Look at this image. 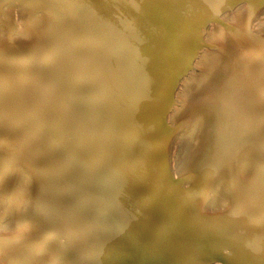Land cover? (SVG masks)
I'll use <instances>...</instances> for the list:
<instances>
[{"label":"rangeland","instance_id":"rangeland-1","mask_svg":"<svg viewBox=\"0 0 264 264\" xmlns=\"http://www.w3.org/2000/svg\"><path fill=\"white\" fill-rule=\"evenodd\" d=\"M103 1H104V4L102 6L103 12L106 11L104 13H106L105 15L109 16V19L111 18L110 19L111 21L109 19L108 20L106 19V21H105L104 18H102V20H104L106 24H108L107 22H109L110 25H108V26L110 28H111L112 24H114V25H112V28L115 27L114 28L115 30L111 28L110 33L108 31L107 35L109 37H111V32H112V34H113V32H115L113 34V36L115 38L117 37V39H119L121 42L125 41L124 43L126 44V46H125V44L123 43L124 47H122L123 51H121L122 54H124L121 56L124 61L121 60L120 63H118V65L116 66V69L119 70L118 74H119V76H121L124 73V71H122V70H124L123 68H125V65L130 63L129 65H133V67L127 65L125 68L126 69L125 71L127 72V70L129 68L130 69L133 68L132 71L135 70L134 72H132V78H134V80L137 84L135 83V85H131L130 88H127V86H128V84H126L127 82L125 83L124 81H120V79H119L120 77L117 78L118 75L116 76L117 73L114 71L113 75L111 77H113V78L116 77L115 79L117 80L118 84H120V86H121V84L123 85V83H124L126 88L124 85L121 86L122 91H123V88H124L125 92L128 89V91H129L128 95L126 93H124V91H123V94L121 96L119 94L120 97L119 96L115 97L116 91H113V93L111 91V93H110V89H108L109 93H108L107 97L104 94V96H105L104 98H106V99H103L102 101L106 100L105 102L110 103L111 100H113V99H111L109 96H112V98H115V99L117 98L116 106H117V103L119 105L117 107L118 109L116 108L115 111L113 110V111L109 112V110L107 109L108 105L106 103L105 104L103 103V105H105V106L102 105L103 107L102 108L100 107V111H99L100 117H101L100 118L101 120L99 122L102 121L100 128H101L102 132L105 131V132H103L104 135H107V134L112 135L113 133H117L118 136L116 134L115 135L113 134V136L116 140H114L113 136L111 138V135H110V137H108V135L104 136V139L106 137H108V138H106L105 140L103 139V144H101V145L104 146V144H105L104 141H107L105 146L103 147L100 145L99 140H97V142L91 141L97 137L92 136V133L89 134L90 132H88V130H89V129H87L88 127L86 129H84L86 127V125H84L83 129L87 130V131H85L86 133L83 134V136H81V137L83 139L88 138L87 140L88 141L90 140L91 146H89L90 143L88 144V141L86 142V139L83 140L80 137L82 142H81V140H79L78 142H80V143H78V142L76 143V145L74 146L76 149L74 147H72V148L70 147L69 148L70 151L68 149H66L65 152L67 153V150L69 152L68 156L64 155L61 158L62 160L61 159L58 160L54 156V153L52 151H50V153H48L50 159H54V163L58 162L57 164H60L63 162L61 165L62 166L61 169L64 166L66 167V165H63V164H67V162L69 163V165L71 162V165L73 166L76 164V163L74 164L73 162L78 161L77 162L78 164L75 165L76 167L74 166L75 169L76 168H78V169L74 170L73 167L72 168L70 167L71 165L67 166L66 168L69 167L70 169H73L74 171H76L75 173L80 176V177L78 176L79 181L81 180L80 187H83L81 189H85V191H86L87 189L88 190H94L97 188L98 190H100L99 192H102V194H100L102 196V198L97 199V201H98L97 207H99V210H97L95 213L98 214V216H95V214H94V215H91V217H89V216H87V211L85 214L82 213V215H84V217H85L84 218L85 221H90V223H91L90 227H89V235L92 238L98 239V241H99V247H100L101 251H100V254L98 255V257H96V258L99 259L102 257L101 259H104L106 261V264H134L135 255H137V253L142 254V253H146L147 251L153 252V254L155 252L157 253L158 251H155V250L153 251L151 244H148L146 242V240H148V237H150L149 236L150 234H148L149 231L146 227V225L149 224L150 225V228H149L150 233L151 232L156 233L158 230H160L159 228L164 226L161 228V231H158L159 234H157V235H159L160 237H164V236L169 234L168 237L172 241H179L177 243L181 244L183 247H185L187 249H189V248L193 249L194 250L193 253L195 254V260L197 257H200L205 253V250L209 246L210 242H212V241L217 242V241L224 240L228 243V246H226L224 251H226L227 254L230 255V257H231L230 262L232 264H264V239H262L264 236H260V238H256V240L255 239L250 240L247 235L252 234L251 233V231H253V226H252L253 224L252 223L244 221L242 219L241 215H237V218H233V217L231 219L226 218V216H225L226 214L224 213V211H226V209L224 206H222L223 198L221 197V194H220L221 189H211L207 192L206 197H205L207 199V205H206L205 210L207 212H210L207 214L210 217V219L213 220L212 222L214 223L215 227L213 226L211 228V230L210 229L206 230L205 227H201V226H191V227L187 226V227H185L184 222L182 221L178 212L176 213V209L174 207L177 198H179V193H177L179 191L177 189H174V188H173V190H171L172 188L171 187L169 188V186L166 184L165 180L164 179L161 180V178L159 176H156V175L152 176V173L150 172L152 170H149L148 173H147V171L146 172L143 171V168L145 169V166H146V161H144L145 160L144 156L148 155V154H144L143 150L144 149L147 150L149 154H150V152L151 153L155 152V154L152 157L153 159H154V156L156 155V153L158 154L159 152H161L159 141L162 139L163 134L156 135V137H158L155 140L156 141L155 144L158 143V144H156V146H152L151 143H149V144L146 143V140H148V135L150 134L151 126L153 127L154 132L161 133L160 131H163V129L165 128V125L164 124L162 125V122H164V120L169 122V123H172L174 121L173 123L176 122L178 124V128L176 129L175 135L172 137L171 144L169 146L170 149H169L168 154L169 153L170 154L168 155V158H169L168 159L169 161L167 163L168 168H170V170H172L177 175H178V173H179V175H181V174L185 173L187 171V169H190L191 167H193L195 165L196 159L199 156V151H200V148L203 144L204 139L206 138V132H207V120H206L205 112H204L203 108L198 107V104L200 101H202L208 97L210 83H211L212 79L217 75L219 70L222 69V66L225 62V59L223 58V56L221 54H219L216 51H208L205 53L204 57H202L197 63L190 66L187 69V73H186L185 68L188 67V65L190 63L188 61L191 59L190 57H192L194 47H196L194 44L195 43H196V45L198 44V42L201 39V36H203L204 39H207L208 34H210L209 38L212 39L211 41L213 43L221 42L222 44H225L226 43L225 41H227V43L230 42L231 39H227V37H224L222 33L221 34L216 33V35H215L214 34L215 33V27L214 26L220 25V27H223L224 25L231 24L234 26V28H236V29L239 28L237 30V33L239 34L241 32V28L238 26H241L242 25L241 23L244 22L243 20L246 19L245 15L250 14L252 16L251 17L252 18L251 24L253 26L250 24L249 29H248V35L250 34L248 36L250 39L249 41H250V43L253 42L252 44H253V47L255 46V49H256V47H257V49L260 47L258 49V51H257V49L255 50L256 53H260V54H256L255 57L256 58L259 57V59H264V44H263L264 40H263V42L261 41L262 39H264V2H263V0H261V2H263V3H261L260 0H257V1L256 0L255 1L254 0H245V2H244V0H239V1L238 0L237 1L236 0L235 1L228 0L229 2H227V0H213V1L212 0H198V1L197 0H190L192 2V4L190 2H188L189 0L188 1L181 0L180 2H179V0H177V1L176 0H170V2H168L169 0L168 1L167 0H152L154 2L153 5L155 7V10H154L153 6L152 7L150 6V5H152L151 0H146V1L145 0H107V1L103 0ZM246 1H249L250 3H248V2L246 3ZM162 2H164V3L162 4ZM165 2H168V3H165ZM193 2H194V4H193ZM230 2H231V4H230ZM236 2H239V3H236ZM160 3L162 4V7H161ZM173 3L176 4V7H175V5H173ZM86 4H87V0L85 2V5ZM145 4H147V5H145ZM164 4H166V5H164ZM170 4L172 6H170ZM180 4L183 6H181ZM224 4H226V5L228 4V6H226ZM229 4H230V6H229ZM233 4H234V6H232ZM235 4H237V5H235ZM238 4H239V8H238ZM259 4H260V6H259ZM104 5L109 10L108 9L106 10ZM192 5H194L193 8H192ZM243 5L246 7H244ZM251 5H253L255 7L252 6L253 8H250ZM166 6H170V7H167V8H169V10L166 9ZM224 6H226L225 7L226 10L224 9ZM183 7H185L188 12H186L185 8H183ZM230 7H232V8H230ZM241 7L245 10H243V9L241 10ZM233 8H234V10H233ZM235 8L237 9V11ZM191 9H192V12L190 11ZM239 9H240V12H242V15H239V13H240ZM212 10L215 12H213ZM108 11H109V14H108ZM228 11L230 13H228ZM231 11H233V12H231ZM103 12H101V13H103ZM206 12H207V14H206ZM226 12L228 14L225 15ZM234 12H236V13H234ZM220 13H222V15H220ZM203 14H204V16H203ZM201 15H202V17H201ZM218 15H220L222 18ZM238 16H242L243 18L240 17L241 18V20H240V18ZM212 17L213 18L215 17L214 19L216 21L213 20ZM257 17L259 18V20L257 19ZM234 18H237L236 21ZM201 19H202V21H200ZM117 20H119V21H117ZM227 20L230 22H227ZM254 20H256V21L254 22ZM145 21H146V23H145ZM231 21H233V22H231ZM105 23H104V25H105ZM225 23H227V24H225ZM237 23H239V24H237ZM146 24L148 26H146ZM236 24L238 26H236ZM41 25H42V15H40L38 12L27 9L24 5H22L19 2H15L12 5H8L6 7L3 6V9H1V12H0V42L1 43L3 42V44H0V46L1 47L4 46V47H3V49L0 47V191L3 193V196L8 194V192L10 193V192L19 191L18 196L6 199L7 200L6 206L10 205V207H9V211H7V215H6L5 219L3 220L0 216V221L1 220L5 221L4 224H7V226H12L15 221H17V222L21 221L24 223H32L34 225L39 226V225H41V222H44L46 220L48 222V221H52L54 218V221H56V222L60 221L61 222L63 219L62 215H60L50 205L46 204L47 201L50 200L49 194L51 192V184H50V177H47L50 175H49L48 171L45 169V167L43 166L44 168H42L43 170H45L43 172H42V169H39L40 167L38 165L39 164L38 162L40 160V155L42 156L41 153H44L43 152L44 148L42 149L43 146L41 147L39 140H41L40 136L44 135L43 137H45V136L47 137L46 132H48V134H49L48 136H50V135L53 136V133L54 134L55 133L61 134L63 128L65 130V128L67 127V124H66L67 123V113H68L67 108L72 107V106H69L71 104V102H72V105H74V103H76V102H73V98L68 97V95H67L68 98L64 99L63 102L67 101L66 103L68 105L66 103L62 104V90L64 91L65 87L70 84V78L69 77L67 78V72H68L67 68L68 67L70 68V64H68L70 60L68 58L67 59L65 58V51L67 52V50H68L70 53L72 52L73 54H74V52H73V48H71L69 46V42L68 41H66L68 43L65 42V40H66L65 36L61 35L60 37H62V38H60V37L58 38V35H53V33L48 31L47 29H46V31H42ZM115 25H117V26H115ZM135 25H137V27ZM120 26L122 28H123V26H125L124 27L125 30L128 29L129 27L132 29L131 30L128 29L129 32L126 31V33H125L124 28L120 29L121 31L118 30L119 28H121ZM141 26H145L144 28L147 27V29H148V27H150V29H148L149 31L147 32V29H144L143 27L141 29ZM206 26L208 29L206 31L203 30L204 32L202 35L200 32V31H202L201 28H206ZM79 28L80 27H76L75 29L78 30ZM135 28H136V30H135L136 32H138V31L142 32V30L144 29L145 31L143 30V33L145 32L144 33L145 35H143V33L140 34L138 32L137 33L139 35V39H138L137 34L133 33ZM138 28H140V29H138ZM40 29L42 32L40 31ZM75 29H74V31H75ZM236 29L234 31V34H237ZM249 30L252 31L253 33L252 32L250 33ZM118 31H119V34H122V35H120L122 37H120L119 34L117 35ZM131 31L133 34L131 33ZM256 31H257V35L255 33ZM123 33H125V34H123ZM128 33H131V34H128ZM259 34L261 36H259ZM107 35L105 36L106 38H107ZM253 35L255 37H253ZM123 36H124V38H123ZM141 36H143V37H141ZM250 36L252 37V39ZM7 37H10V38L15 39V40H22L25 42L18 43L17 45L13 44L14 46H12V45L8 46L7 44L5 46V43H6L5 39ZM140 37L142 38V40ZM146 37H147V39H146ZM259 37H260V40L258 39ZM122 38H123V41H122ZM224 38H226V39H224ZM256 38H257V40H256ZM58 39H60L61 41ZM129 39H130V41H129ZM39 40H41V41H39ZM38 41H39L40 45L38 44ZM260 41L262 44L258 43ZM29 42H31V44ZM32 42L35 44V46ZM62 42H64V43H62ZM138 42H140V43L143 42L144 46L142 45V43H141V45H139ZM26 43H28V44H26ZM43 43H44V45H43ZM145 43H147V45ZM192 43H194V44H192ZM227 43L225 44V46L228 45ZM19 44H22V45L19 46ZM24 44L27 46H24ZM46 44H47V47L45 46ZM129 44H130V46H129ZM134 44H137V45H134ZM148 44L149 45L151 44L150 45L151 48L148 46ZM66 45H68V48H66L67 47ZM203 45L205 47H212L210 45V43H204ZM257 45H261V46H257ZM28 46L33 47V48L29 49L30 50L29 52H28V48H29ZM36 46H38V47H36ZM43 46H45V47H43ZM108 46L107 47L105 45L103 46V48H106V51L103 50V48H100L98 50L99 55L102 56V53L103 54L106 53L105 54L106 56H102V57L95 56L98 59L102 58L103 60H100V61L104 65H105V63H107L105 65L107 68H109V65H108L109 60L110 61L112 60L111 59L112 57L110 55L109 56L111 58L109 56H107L109 54L107 50L110 49V46L109 47ZM135 46L136 47L142 46L144 49H142V47H141L139 50V48H135ZM19 47H21V51L18 50V49H20ZM126 47H128V48L124 50V48H126ZM129 47H133V49L132 48L129 49ZM6 48H7V51L4 50ZM34 48H35V51L34 50L32 51V49H34ZM43 48H44V50H43ZM45 48L46 49L49 48V49L45 50ZM71 49H72V51H70ZM135 49L138 51H136ZM1 50L2 51L4 50V51L2 52ZM10 50H12V51H10ZM23 50L24 51L26 50L25 53L27 52L26 53V55L28 54L27 56L25 55ZM131 50H134V51L131 52ZM8 51L10 54L8 53ZM40 51H42V52H40ZM47 51H49V52H47ZM140 51H142L141 54L143 53L142 58H141V55L139 53ZM146 51H147V53H149V52L150 53L148 54V57H146V59L144 60L143 58L146 55L145 54ZM21 52H22V55H20ZM30 52L32 55H30ZM34 53L36 56L34 55ZM40 53L42 54V56ZM47 53H48V55L46 56ZM72 53L70 55H72ZM133 53L136 55H133ZM131 54L135 58H133V56H131ZM123 57H125L126 59H124ZM136 57L138 58V60H137L138 62L136 61V59H137ZM43 59H45L46 61H44ZM107 59H109V60H107ZM139 59L141 62L139 61ZM153 59H154V61H152ZM35 60H37V61H35ZM104 60L105 61L107 60V61L104 62ZM127 60L131 61L132 63L127 61ZM132 60H134V61H132ZM5 61H7V62H5ZM113 63H114V61H113ZM135 64H137L138 67H137V65L135 67ZM113 66L115 69L114 64H113ZM34 67L37 68L36 70H38L39 73H38V71L36 72ZM71 68L73 70V66ZM141 68H143L142 71H141ZM57 69L60 71L59 72L55 71ZM6 70L9 73L6 72ZM149 70H150V72H149ZM184 70H185V72H184ZM138 71H139V73H138ZM180 72L183 74H181ZM60 74L64 77H61ZM141 74H144L145 77L142 76ZM134 75L137 77H135ZM42 77H44V78H42ZM47 77H48V79H47ZM54 77L55 78L57 77V78L55 79ZM141 77H142V79H141ZM143 77L146 80H144ZM34 78H37V79H34ZM115 79H113V80L117 84ZM140 79H141V81H140ZM84 80H87V79H84ZM67 81L69 82V84ZM52 83H53V85H52ZM143 83H144V85H142ZM48 84H50V85H48ZM138 84H141V85H139L141 90L138 89L139 88ZM40 86L42 89L40 88ZM69 86L72 87V84H70ZM136 86H138V87H136ZM134 88H136V89H134ZM136 90L140 91V92H138V95L136 96L137 99H136V97H133L137 94ZM44 91H45V94L43 93ZM131 91H133L134 93L136 92V93L134 94ZM141 94L144 97H146L145 98L146 101H143V102L141 100L138 101L139 100L138 98H140L139 95H141ZM123 95H125V96L127 95L128 96L127 98H129L130 95H132V96L128 100V99H125V97ZM173 96H174V99H172L173 102H170L171 104L169 105L168 101H170V98ZM123 97H124L126 102L124 101ZM144 97H141L140 99H142ZM59 98H61V99H59ZM109 98H110V100H109ZM119 98H121V100ZM132 99L134 101L137 100L138 102L136 101V102L132 103L133 102ZM148 99H151V101ZM70 100H71V102H70ZM127 101L130 103H128ZM147 101L148 102L150 101L151 103H148ZM126 103H128V104H126ZM131 103H132V105H131ZM152 103L154 106L152 105ZM26 104H28V105H26ZM120 104L123 107L122 108L123 111L121 110ZM140 104L142 105V107ZM126 105L129 109L126 107ZM136 105H137V107L139 106L140 108H137V107L135 108ZM129 106L131 107V109ZM132 106H133V108H132ZM170 106H171V108H170ZM172 106H175L174 110H171L173 108ZM31 107H33L34 109ZM62 107H64V108H62ZM119 107H120V109H119ZM134 108H135V110H134ZM106 109L109 112V114L106 111ZM124 109H126V110H124ZM127 109L129 110V112L127 111ZM142 109L145 111V113H144V111H142ZM130 110H133V111L130 112ZM138 110H140L141 112H137ZM149 110L151 111V113ZM5 111H8V112H5ZM27 111H28V113H27ZM124 111H125V113H124ZM19 112H20V114H19ZM35 112H36V114L38 112L37 116H36ZM63 112H64V114H63ZM119 112H121V113L123 112V114L120 113V115H119ZM30 113H31V115H30ZM43 113L44 114L46 113V114L44 115ZM147 113L149 115L152 114V116L154 118V119L152 118L153 121L150 120L149 123H146V121L143 123L140 122L141 118H140V116L138 118L137 115L139 114L143 118V116L145 117L146 115H148ZM128 114L131 116H129ZM133 114H136V115H133ZM142 114H143V116H142ZM69 115H70V112H69ZM124 115H126L128 118ZM58 116H60V120L58 119L59 118ZM103 116H105V117H103ZM135 116H136V118H135ZM157 116H159V117H157ZM112 117H115V118L112 119ZM37 118H38V120H37ZM50 118H52V119H50ZM62 118L65 121H62ZM104 118L108 121V123H110V124L113 123L112 127L110 124H108L111 128L108 125L104 126L105 125L104 123L106 122V120ZM122 118H124V119H122ZM155 118H156V120H155ZM117 119H119V120L117 121ZM57 120L59 121L58 127H57V123H55V122H57ZM128 120H129V122H128ZM131 120H132V122H130ZM134 120H136V121H134ZM126 121L128 122L129 125L126 123ZM155 121H157V122L155 123ZM133 122L134 123L138 122V125H136L137 123L133 124ZM49 123H50V125H49ZM61 123H62V125H61ZM64 123H65V125H64ZM141 123L143 125V129H142ZM122 124L125 126L127 124L128 125L127 127H128V129L130 128L129 129L130 131L127 129V127L126 128H125V126L123 127ZM54 125H56V126H54ZM135 125H136V127H135ZM60 126H62V127L60 128ZM137 126L139 129L137 128ZM54 127H56V128H54ZM102 127L104 130L102 129ZM113 127H114V131H113ZM106 128L108 131L110 129L112 131L110 130L108 133ZM131 128H132V130H131ZM135 128H137V129H135ZM126 129H127V131H126ZM58 130H61V131H58ZM135 130H136V132H134ZM54 131H56V132H54ZM51 132H52V134H51ZM128 133L131 134L130 138L127 137ZM87 134H89V135H87ZM94 134H96V132H94ZM84 135L86 136L85 138H84ZM135 135L137 137H134ZM52 136H50L48 138H51ZM119 136H120V138H118ZM138 136H140V137H138ZM55 138H58V136ZM89 138H92V139H89ZM111 139H113V140L111 141ZM117 140H119V141L117 142ZM123 140H125V141H123ZM84 141H85V143H84ZM92 142H94V143H92ZM96 143H99V144H96ZM110 143H112V144H110ZM113 143H115V145L117 144V147ZM86 145L89 148L91 147L90 150H93V151H90L86 147ZM96 145H97V147H96ZM110 145H112V148H108ZM79 147H81V149L84 152L81 149H79ZM93 147H94V149H92ZM98 147H100V149ZM101 147H103V149ZM118 147L120 149H118ZM105 148L107 149V151L105 150ZM124 149H125V151H124ZM154 149H156V150H154ZM86 150L93 155H90V157H86V156H89L88 152L87 153L85 152ZM118 150H120V151L123 150V152H121V154H120V152ZM80 151L83 153L84 156L81 155ZM96 151L97 152L100 151V152L97 153ZM102 151H105L107 154L105 152H102ZM108 151H110L111 154L113 153L112 151H114V153L116 151V154L113 153L112 154L113 156H112ZM78 152H80V153H78ZM94 152H96L98 154V157H97L96 153L94 154ZM5 154L12 157V159H10L6 165L4 164V159H5L4 155ZM27 154L33 155V157H34V159H33L34 163L33 164H35L36 166L33 165L32 163L31 164H32V167H36L34 169L36 172L34 170L33 171L31 170L29 163L25 160L27 158V156H31V155H27ZM73 154H75V156L77 154V156L75 157ZM69 155H71V156H69ZM79 155H80V157H79ZM95 155H96V159H98V160H95V157H93ZM225 155L226 154L223 153V155H222L223 158L221 157V161H223ZM73 156L75 158H77L78 160L75 159ZM109 156H111V158H109ZM81 157L82 158L86 157V160H85V158L81 159ZM106 157L108 160L105 159ZM88 158H90V159H88ZM101 158L104 159L105 161H102ZM118 158H122V159L118 160ZM155 158L156 159H154V161L159 159L160 155L159 154L156 155ZM71 159L74 161H71ZM139 159H140V162H139ZM170 159H171V161H170ZM79 160H80V162L82 160V162L80 163ZM91 160H93V161H92V163L89 164V161L91 162ZM109 160H111L112 162ZM114 161H116V162H114ZM86 162H87V164H86ZM137 162H138V164H137ZM156 162H158V163L156 164L154 162L152 165H154V167L157 168L159 166L158 165L159 160H157ZM112 163L114 164L113 166H112ZM115 163L117 165L118 164L119 165L115 166L116 165ZM57 164H55V165H57ZM103 164L104 165L108 164V165L104 166ZM144 164H145V166L142 167V165H144ZM121 166H123V167H121ZM57 167L60 169V165H57ZM65 167L63 169H65ZM106 167H107V169H105ZM125 167H126V169H125ZM69 168L67 169V171H69ZM115 168L116 169L118 168L117 170L123 171V173L125 172L124 177H122V178L119 177L118 178L119 180H117V181H114L112 183H106L104 186L98 187V185L102 181V178H101L102 175H104V173H106L107 171H111V170L112 171L114 170V172L116 173L117 171L115 170ZM85 169H86V171H84ZM79 170H81L83 173ZM78 171L80 174L78 173ZM37 172H39V174ZM46 173H48V175ZM150 173H151V175H150ZM45 174H46V176H45ZM144 174H146V175H144ZM38 176H40V177H38ZM47 178H49L48 181H46ZM126 181H129V183L133 189H139V191L145 190V189H153V191H152L153 194H151L152 196L148 199V201L143 202V204H144L143 207H145V208H143L142 211H139L136 214L133 212V209L131 206L132 202L135 200L134 199L135 196L132 192H130L129 186L126 183ZM159 181H160V183H159ZM86 183H88V185H86ZM59 184H61V183L59 182ZM77 184H79V183H77ZM77 184L71 183L69 185V187H67L68 190H65V191H67V193L73 191L74 186H76ZM164 184H166V185H164ZM167 189H168V191H167ZM169 192L173 193L174 195L169 193ZM163 193H164V196L162 195ZM168 193H169V195H168ZM172 196H174V197H172ZM171 197L174 199H172ZM44 201H45V203H43ZM2 206H3V202L0 201V213H1ZM168 206H169V208H168ZM146 207H148V210ZM221 214H225V215L221 216ZM137 216H140V218L143 221L141 224L143 226H141V231H139V232H138L137 228L135 227L136 224L133 222L134 217H137ZM223 216H225V217H223ZM49 217H51V219L48 220ZM178 217H180V218H178ZM167 222H169V224ZM161 223H162V225H161ZM2 225H3V223L0 224V229L2 228L3 232L0 231V233L5 234L7 230L6 231H4V230L6 229L7 226L3 225V227H4L3 228V227H1ZM72 227H74V228H73V230H70V234L73 231H76L77 229H78V232L77 231L73 232L74 234L76 233L78 236H80V234H79L80 229L82 231V232L80 231V233L83 234V229L81 228V226L72 225ZM79 227H80V229H79ZM156 228H158L157 231H156ZM7 229H8V227H7ZM74 229H76V230H74ZM8 231H10V230L8 229ZM57 231H58V229L55 228V229L51 230L50 232H52V235H54V236L56 235L59 238L66 235V234H62L60 231H58V232ZM170 235H172V236H170ZM43 236L44 235L42 233L38 234V236L35 235V237L37 239H42ZM12 249L13 248H10L9 253H12V252L16 253L18 255L17 260L19 263L20 262L22 263L24 261L26 262L31 258V255L24 257V255L26 253H24L23 250H20V252L18 254L17 250L13 251ZM229 249H230V251H229ZM154 257H157V254ZM148 259L150 260V258H148ZM178 259H180V258H178ZM208 263H211V262L205 260V258H204V261L202 264H208ZM215 263L216 264H218V263L222 264L221 262H215Z\"/></svg>","mask_w":264,"mask_h":264},{"label":"bare ground","instance_id":"bare-ground-1","mask_svg":"<svg viewBox=\"0 0 264 264\" xmlns=\"http://www.w3.org/2000/svg\"><path fill=\"white\" fill-rule=\"evenodd\" d=\"M180 1L181 0H179V2ZM186 1H188V0H186ZM233 1H235V0H233ZM15 2H19L22 5H24L27 9H30V10L35 11V12H38L40 15H42V25H41L42 31H46V29H47L48 31L53 33V35H58V38L61 35L65 36V39H66L65 42L68 41L69 42V46L71 48H73L74 54L71 52L72 55H70L71 53L67 49H66L67 52L65 51V58L66 59L68 58L70 60L69 63H68V64H70V68L68 67L70 70L67 68V71H68L67 72V78L68 77L70 78V84H72V87L69 86L70 84L67 81L69 85H67L65 87L64 91L62 90V104L67 102V101L63 102V100L67 99L68 97L73 98V102H76V103H74V105H72V102L70 100L71 104L69 106H72V107L67 108L68 109L67 123H66L67 127L65 128V130H64V128H63V130L61 129L62 130V133L60 132L61 134H57V133L54 134L53 133V136L50 135V136H52L51 138H48L50 136H48L49 134H48V132H46L47 133V137L46 136L43 137L44 135L40 136L41 140H39V142L41 144V147L43 146L42 149L44 148L43 149L44 153H41L42 156L40 155V160L38 162L39 163L38 165L40 167L39 169H42V168L45 167V169L48 171V173L50 175V176H47V177H50V184H51V192L49 194L50 200H48L46 204L50 205L60 215H62L63 219H62L61 222L60 221H57V222L54 221V218H53L52 221H48L47 222V220H46L44 222H41V225H39V226L34 225L32 223H24V222H21V221H18V222L15 221L12 226H7V224H4L5 221L1 220L0 224L3 223V225H6L10 231H8V229L6 227L5 230L3 229L4 231L7 230L6 233L5 234H1L0 233V264H22V263L23 264H106V261L104 259H101L102 257L99 258L100 260L98 258H96V257H98V255L100 254V251H101V249L99 247V241H98V239L92 238L89 235V227H90L91 223H90V221H85V219H84L85 217H84V215H82V213L85 214L86 211H87V216H89V217H91V215H94V214H95V216H98V214L95 213L97 210H99V207H97V202H98L97 199L102 198V196L100 195V194H102V192H99L100 190H98L97 188L94 189V190H88L87 189L88 191L87 190L85 191V189H81L83 187H80V184H81L80 183L81 180L79 181V177L80 176L75 173L76 171H74V170L78 169V168H76V169L74 168V166L76 164H78L77 163L78 161L77 162H73L74 164L76 163L73 166L71 165V162H70L71 166L69 165L68 162H67L68 165L67 164H63V165H66V167L70 166L71 168L72 167L74 168V170H73V169H70L68 167L69 171H67L68 168H66L65 166H64L65 169H63L64 167L61 169V167H62L61 165H62L63 162L60 163V164H57L58 162L54 163V159H50L48 153H50V151H52L54 153V156L58 160H60L64 155L68 156V153H69L68 150L70 151L69 148L70 147L71 148L74 147L76 145V143L79 140H81V138H82L81 136H83V134L86 133L85 131H87V130H84V129H86L87 127H88L87 129H89L88 132H90L89 134L92 133V136H94V137L96 136L97 137V138H95L96 140L93 139L91 141H94V142L96 141L97 142V140H99L100 141L99 142L100 145L103 144L104 136L108 135V137H110L111 134L110 135L109 134L104 135L103 132H105V131L102 132V130L100 128V125H101V122H102V121L99 122L101 120L100 119L101 118L100 117V113H99L100 107L102 108L103 106H105V105H103V103L104 104L106 103L108 105L107 109L109 110V112H111L113 110L115 111V109L118 107L119 104L117 103V106H116L117 98L116 99L112 98V96H109L111 99H113V100H111L110 103L109 102L108 103L105 102L106 100L105 101H102V100L106 99L104 97L105 96L107 97V95L109 93L108 89H110V93H111V91H112V93H113V91H116L115 97H118L119 94L121 96L123 94V91H124V88H123V91H122V87H121V86L124 85V83L122 82L123 85L121 84V86H120V84H118L117 80L115 79L116 77L113 78L111 76L113 75V72L115 71L117 73L116 76L118 75L117 78L120 77L119 78L120 81H124L125 83L127 82L126 83V84H128L127 88H130L131 85H135V83H136L134 78H132V72H134L135 70L132 71L133 68L132 69L129 68L127 70V72L125 71L126 70L125 68H126L127 65L128 66H132V67H133V65H129L130 63L125 65V68H123L124 70H122V71H124V73L121 76H119V74H118L119 70L116 69V66L118 65V63H120V61L123 60L121 56L124 55V54H122L121 51H123L122 47H124V44H125L124 43L125 41H123V38H124L125 35L122 38L123 42H121L119 39H117V37L115 38L113 36V34L115 32H113V34L111 32V37H109L107 35V32L109 31V33H110L112 25H114V24H112L111 28H110L108 26V25H110V23L109 22H107L108 24L105 23L106 19L107 20L109 19V16L105 15L106 13H104V12H106V11L103 12V9H102V6L104 4L103 0H89V1L87 0V4L86 5H85L86 0H0V12H1V9H3V6L6 7L8 5H12ZM151 2H152V5H150V6L151 7L153 6V8L155 10V7L153 5L154 2L152 0H151ZM168 2H170V0ZM168 2H165V3H168ZM188 2H190L192 4V2L190 0ZM227 2H229V1L227 0ZM244 2H245V0H244ZM247 2L250 3L249 1H246V3ZM260 2H261V0H260ZM263 2H264V0H263ZM263 2H261V3H263ZM163 3L164 2H162V4ZM236 3H239V2H236ZM162 4H161V7H162ZM193 4H194V2H193ZM230 4H231V2H230ZM230 4H229V6H230ZM145 5H147V4H145ZM164 5H166V4H164ZM173 5H175V7H176V4L173 3ZM224 5H226V4H224ZM235 5H237V4H235ZM170 6H172V5L170 4ZM170 6H166V9L169 10V8H167V7H170ZM181 6H183V5H181ZM193 6L194 5H192V8H193ZM226 6H228V4ZM226 6H224V9H225ZM232 6H234V4ZM252 6L253 5H251L250 8L255 7V6H253V7ZM259 6H260V4H259ZM104 7H105V5H104ZM244 7H246V6H244ZM183 8H185V7H183ZM230 8H232V7H230ZM238 8H239V4H238ZM107 9L108 8H106V10ZM242 9L243 8L241 7V10ZM185 10H186V8H185ZM233 10H234V8H233ZM243 10H245V9H243ZM100 11L103 12L104 14L101 13ZM190 11L192 12V9ZM229 11H228V13H230ZM236 11H237V9H236ZM186 12H188V11L186 10ZM213 12H215V11H213ZM231 12H233V11H231ZM239 12H240V9H239ZM228 13L226 12L225 15L228 14ZM234 13H236V12H234ZM240 13H239V15H242V12H240ZM108 14H109V11H108ZM206 14H207V12H206ZM220 15H222V13H220ZM220 15H218V16H220ZM246 15H245L246 19H244V20L242 19L244 22L241 23L242 25L240 24L241 26L237 25L239 23L236 24V26L241 28V32L239 34L237 33V30L239 28L236 29L231 24L224 25L223 27H220V25H215L214 26L215 27V33H214L215 35H216V33L217 34H221L222 33L224 37H227V39H231L230 42H228V43H227V41H225L228 44L227 46H225L226 43L225 44H222L221 42L213 43L211 41L212 39L209 38L210 34H208V33H207L208 34L207 39H204V37L201 36V39H200V41L197 44L198 46L196 45V43L195 44L192 43L196 47H194V49H193L194 51H193L192 57H190L191 59L188 61V62H190L188 67L185 68L186 73H187V69L190 66H192L193 64L197 63L202 57H204L205 53L208 52V51H216L219 54H221L223 56V58L225 59V62L223 64V66H222V69L219 70L217 75L212 79V81L210 83L208 97L206 99L203 98L204 100L201 99L202 101H200V102L198 101L199 102L198 107L199 108H203V110L205 112V116H206V120H207V132H206V138L204 139L203 144H202V146L200 148L199 156L196 159L195 165L193 167H191L190 169H187V171L185 173L181 174V175H179V173H178L179 176L176 173H174L172 170H170V168H168V166H167V163L169 161L168 160L169 159L168 155L170 154V153L168 154L169 149H170L169 146L171 144V139L175 135L176 129L178 128V124L176 122L173 123L174 121L172 123H169V122L164 120V122H162V125L163 124L165 125V128L163 129V131H160L161 133H156V132H154L153 127L151 126L150 134L148 135V140H146V143H148V144L151 143L152 146H156V144H158V143L155 144V142H156L155 140H156V138H158V137H156V135L163 134L162 139L159 141L160 142L159 143L160 144V149H161V152L158 153L160 155V158L157 159V160H159V164H158L159 166L156 168V167H154V165H152L154 162L156 164L158 163V162H156L157 160L154 161V159L157 158V157L155 158V156L158 155V154L156 153V155L154 156V159H153L152 157L155 154V152L153 151L154 153L150 152V154H149L148 151L144 149L143 150L144 154H148V155L144 156V158H145L144 161H146V166L144 164V165H142V167L145 166V169L143 168L144 172L147 171V173H148L149 170H152V171H150L152 173V176L156 175V176H159L161 178V180L164 179L166 184L169 186V188L170 187L172 188L171 190H173V188H174V189H177L179 191V192H177V193H179V198H177L174 207L176 209V213L178 212L179 216L181 217L182 221L184 222L185 227H187V226H190V227L191 226H201V227H205L206 230L207 229L211 230V228L214 226V223L212 222L213 220H211L210 217L207 214V213H210V212H207L205 210L206 209V205H207V199L205 197H206V194H207V192L209 190H211V189H221L220 194H221V197L223 198L222 206H224L225 209H226V211H224V213L226 215L225 214H221V216L225 215L226 218L231 219L232 217L233 218H237V215H241L242 219L244 221L253 224L252 225L253 226V231H251L252 234L251 235H247L248 238L250 240L251 239L252 240L253 239L256 240V238H260V236H264V59H259V57L258 58L255 57L256 54H260V53H256L255 50L257 49V47L255 49V46L253 47V44H252L253 42L250 43V41H249L250 39H249L248 36L250 34L248 35V29H249V26L251 24V19H252L251 17L252 16L250 14L247 15V16ZM203 16H204V14H203ZM201 17H202V15H201ZM238 17L240 18L242 16H238ZM258 17H257V19L259 20ZM102 18H104L105 21L102 20ZM214 18H213V20H215ZM237 18H234L235 21H236ZM240 20H241V18H240ZM117 21H119V20H117ZM200 21H202V19ZM255 21L256 20H254V22ZM103 22L105 23V25H104ZM227 22H230V21L227 20ZM231 22H233V21H231ZM145 23H146V21H145ZM225 24H227V23H225ZM115 26H117V25H115ZM135 26L137 27V25H135ZM146 26H148V25L146 24ZM74 27L75 28L76 27H80V28L78 30H76ZM124 27L125 26H123V28ZM142 27L144 28L145 26H141V29H142ZM73 28L75 29V31H74ZM114 28L115 27H113L112 29H114ZM123 28L121 27L118 30L121 31L120 29H123ZM41 29H40V31H41ZM128 29L131 30L132 28L129 27ZM128 29L125 30V28H124L125 33H126V31L129 32ZM138 29H140V28H138ZM144 29H147V27L144 28ZM148 29H150V27H148ZM148 29H147V32L149 31ZM201 29H202V31H200V32L203 35V32H204L203 30L206 31L208 28L206 26V28H201ZM235 29H236V33L237 34H234ZM135 30H136V28L134 29L133 33L137 34L139 31L137 30L138 32H136ZM143 30H142V32L140 31L139 33L140 34L143 33ZM119 31L117 32V35L119 34ZM257 31L255 32L256 35H257ZM251 32L252 31H250V33ZM125 33H123V34H125ZM131 33H132V31H131ZM131 33H128V34H131ZM144 33H143V35H145ZM105 34L107 35V38L105 37L106 36ZM120 35H122V34H119V36ZM137 36H138V39H139V35L138 34H137ZM259 36H261V35L259 34ZM120 37H122V36H120ZM141 37H143V36H141ZM253 37H255V36L253 35ZM60 38H62V37H60ZM146 39H147V37H146ZM224 39H226V38H224ZM251 39H252V37H251ZM258 39L260 40V37ZM5 40H6L5 46H6V44L8 46H10V45L14 46L13 44L17 45L18 43L25 42V41H22V40H15V39H12L10 37H7ZM58 40H60V39H58ZM141 40H142V38H141ZM256 40H257V38H256ZM263 40L264 39H262L261 41L263 42ZM39 41H41V40H39ZM39 41H38V44H39ZM129 41H130V39H129ZM261 41L258 42V43L262 44ZM68 42H66V43H68ZM29 43L31 44V42H29ZM62 43H64V42H62ZM138 43H139V45H141V43H142V45L144 46L143 42H141V43L138 42ZM204 43H210V45L212 47H205L203 45ZM0 44H3V42L2 43L0 42ZM26 44H28V43H26ZM145 44L147 45V43H145ZM20 45H22V44H19V46ZM43 45H44V43H43ZM104 45L106 47L108 45L110 46V49L107 50L108 53H109L107 56L110 55L112 57L111 58L109 56L112 59L111 61L109 59H107V60H109V64H108L109 68H107L105 66L107 63H105V65H104L100 61V60H103L102 58L98 59V58L95 57V56H97V57L106 56L105 55L106 53L105 54L102 53V56L98 54V50L100 48H103ZM134 45H137V44H134ZM150 45L148 44L149 47H150ZM24 46H27V45L24 44ZM34 46H35V44H34ZM45 46L47 47V44ZM45 46H43V47H45ZM66 46H67L66 48H68V45H66ZM125 46H126V44H125ZM129 46H130V44H129ZM257 46H261V45H257ZM3 47H1V48L3 49ZM36 47H38V46H36ZM133 47H129V49H131V48L133 49ZM141 47L142 46H140V47H138V46L136 47L135 46V48H139V50H140ZM19 48L20 49H18V50L21 51V47H19ZM30 48H33V47L30 46L28 48V52L30 51L29 50ZM127 48L128 47L124 48V50L127 49ZM47 49H49V48H47ZM47 49L45 48V50H47ZM142 49H144V48L142 47ZM258 49H257V51H258ZM4 50L7 51V48L4 49ZM33 50L35 51V48L32 49V51ZM43 50H44V48H43ZM103 50L106 51V48H103ZM10 51H12V50H10ZM25 51H24V53H25ZM70 51H72V49ZM132 51H134V50H131V52ZM136 51H138V50H136ZM31 52H30V55H32ZM40 52H42V51H40ZM47 52H49V51H47ZM141 52L142 51H140L139 53H140L141 58H142L143 57L142 56L143 53L141 54ZM8 53H9V51H8ZM26 53H25V55H26ZM149 53H147V51H146V53H145L146 55L143 58L144 60L146 59V57H148ZM20 55H22V52L20 53ZM34 55H35V53H34ZM47 55H48V53L46 54V56ZM133 55H136V54L133 53ZM133 55L131 54V56H133ZM41 56H42V54H41ZM123 58L126 59L125 57H123ZM133 58H135V57L133 56ZM43 60L46 61L45 59H43ZM134 60H132V61H134ZM137 60H138V58L136 59V61ZM35 61H37V60H35ZM106 61L104 60V62H106ZM113 61H114V63H113ZM127 61H129V60H127ZM139 61H140V59H139ZM152 61H154V59ZM5 62H7V61H5ZM129 62H131V61H129ZM113 64L115 65V69H114ZM136 65L137 64H135V67H136ZM72 66H73V70L71 68ZM137 67H138V65H137ZM36 69L37 68H35V70ZM142 69L143 68H141V71H142ZM185 70H184V72H185ZM37 71L38 70H36V72ZM55 71L59 72L60 70L57 69ZM6 72H8V71L6 70ZM149 72H150V70H149ZM38 73H39V71H38ZM138 73H139V71H138ZM144 74H141V75L145 77ZM181 74H183V73H181ZM61 77H64V76L61 75ZM135 77H137V76H135ZM37 78H34V79H37ZM42 78H44V77H42ZM47 79H48V77H47ZM84 79H87V80H84ZM113 79L116 80L117 84L120 87L115 83V81ZM141 79H142V77H141ZM141 79H140V81H141ZM144 80H146V79L144 78ZM50 84H48V85H50ZM52 85H53V83H52ZM139 85H141V84H138V86ZM142 85H144V83ZM138 86H136V87H138ZM40 88H41V86H40ZM125 88H126V86H125ZM134 89H136V88H134ZM138 89H140V86H139ZM128 92H129L128 89H127L126 92L124 91V93H126L127 95H128ZM131 92L134 93L133 91H131ZM138 92H140V91H137V94L135 96H133V97H136L138 95ZM43 93L45 94V91ZM104 94H105V96H104ZM142 94L139 95L140 98L144 97ZM67 95H68V97H67ZM127 95L126 96L123 95V96L125 97V99L129 100V98H131L132 95H130L129 98H127L128 97ZM124 97H123V99H124ZM110 98H109V100H110ZM140 98H138L139 99L138 101H140V100L142 102L146 101V99H145L146 97H144L142 99H140ZM59 99H61V98H59ZM119 99L121 100V98H119ZM125 99H124V101H125ZM133 99H132L133 102L131 101L132 103L137 101L136 100L137 97L135 99L136 101H134ZM172 99H174V96L170 98V101H168L169 105L171 104L170 102H173ZM148 100L151 101V99H148ZM150 101L149 102L147 101V102L151 103ZM128 103H130V102H128ZM128 103H126V104H128ZM132 103H131V105H132ZM26 105H28V104H26ZM152 105H153V103H152ZM126 107H127V105H126ZM136 107H137V105L135 106V108ZM141 107H142V105H141ZM172 107L173 108L171 110H174L175 106H172ZM31 108H33V107H31ZM62 108H64V107H62ZM122 108L123 107L121 105V110L123 111ZM132 108H133V106H132ZM135 108H134V110H135ZM137 108H140V107L138 106ZM170 108H171V106H170ZM107 109H106V111H107ZM119 109H120V107H119ZM128 109H127V111L129 112ZM130 109H131V107H130ZM124 110H126V109H124ZM28 111H27V113H28ZM131 111H133V110H130V112ZM142 111H144V110L142 109ZM5 112H8V111H5ZM69 112H70V115H69ZM109 112H108V114H109ZM137 112H141V111L138 110ZM120 113L121 112H119V115H120ZM124 113H125V111H124ZM144 113H145V111H144ZM150 113H151V111H150ZM19 114H20V112H19ZM35 114H36V112H35ZM63 114H64V112H63ZM121 114H123V112ZM30 115H31V113H30ZM37 115H38V112H37L36 116ZM133 115H136V114H133ZM124 116H126V115H124ZM129 116H131V115H129ZM137 116H138V118L140 116V118H141L140 122H142V123L145 122V121H146V123H149L150 120L153 121V119H154L152 114H150V115L148 114L145 117L142 114L143 118L139 114ZM58 117H59L58 119L60 120V116H58ZM103 117H105V116H103ZM157 117H159V116H157ZM63 118H62V121H65V120H63ZM113 118H115V117H112V119ZM135 118H136V116H135ZM50 119H52V118H50ZM122 119H124V118H122ZM37 120H38V118H37ZM118 120L119 119H117V121ZM136 120H134V121H136ZM155 120H156V118H155ZM58 122H59L58 120H57V122H55V123H57V127H58V124H59ZM128 122H129V120H128ZM128 122L126 121L127 124H128ZM130 122H132V120ZM156 122L157 121H155V123ZM135 123H137L136 125H138V122H135ZM135 123L133 122V124H135ZM142 123H141V125H142ZM104 124H105L104 126H107L110 123H108V121L106 120V122ZM112 124H110L111 127L113 126ZM127 124H126V126L123 125V127L125 126V128H126L129 125V124L128 125ZM49 125H50V123H49ZM61 125H62V123H61ZM64 125H65V123H64ZM84 125H86V127L83 129ZM136 125H135V127H136ZM54 126H56V125H54ZM61 127L62 126H60V128ZM114 127H113V131H114ZM54 128H56V127H54ZM137 128H138V126H137ZM137 128H135V129H137ZM102 129H103V127H102ZM127 129H128V127H127ZM127 129H126V131H127ZM142 129H143V125H142ZM61 130H58V131H61ZM106 130H107V128H106ZM131 130H132V128H131ZM109 131H108V133H109ZM52 132H51V134H52ZM54 132H56V131H54ZM94 132H96V134H94ZM134 132H136V130ZM89 134H87V135H89ZM113 134L117 135V133H113ZM113 134L111 135V138H112ZM57 136H58V138H55ZM85 137L86 136L84 135V138ZM108 137H106V138H108ZM127 137L130 138L131 134L128 133ZM134 137H137V136L135 135ZM138 137H140V136H138ZM113 138H114V136H113ZM118 138H120V136ZM85 139H86V142H87L88 138H85ZM85 139H83V140H85ZM89 139H92V138H89ZM112 140L113 139H111V141ZM114 140H116V139L114 138ZM118 141L119 140H117V142ZM123 141H125V140H123ZM81 142H82V140H81ZM94 142H92V143H94ZM104 142L106 144L107 141H104ZM78 143H80V142H78ZM84 143H85V141H84ZM89 143H90L89 146H91L90 140L88 141V144ZM99 143H96V144H99ZM105 144H104V146H105ZM110 144H112V143H110ZM113 144L115 145V143H113ZM87 145H86V147H87ZM101 146H103V145H101ZM110 146L108 148H112V145H110ZM115 146L117 147V144ZM96 147H97V145H96ZM103 147H101V148L103 149ZM87 148L90 150L91 147L90 148L87 147ZM98 148L100 149V147H98ZM106 148H105V150L107 151ZM66 149H68L67 153L65 152ZM79 149H81V147H79ZM92 149H94V147ZM118 149H120V148L118 147ZM87 150L85 151L86 153L89 151V150L88 151ZM154 150H156V149H154ZM90 151H93V150H90ZM118 151L120 152V154H121V152H123V150L122 151L118 150ZM124 151H125V149H124ZM80 152H78V153H80ZM96 152H94V154ZM98 152H100V151H98ZM102 152H105V151H102ZM108 152L111 154L110 151H108ZM112 152L114 153V151H112ZM89 153L90 152H88L89 156H86L87 154L85 156L86 157H90V155H93V154H91V153L89 154ZM223 153H225L226 155H225L223 161H221V157L223 158V156H222ZM114 154H116V151H115ZM27 155H31V154H27ZM73 155L75 156V154H73ZM81 155L84 156L82 152H81ZM4 156H5L4 164L6 165L8 163V161L10 159H12V157H10L9 155H6V154ZM31 156H27V158L25 160L29 163L31 170L33 171L36 167H32V164L34 163V160H33L34 157H33V155H31ZM69 156H71V155H69ZM76 156H77V154H76ZM79 157H80V155H79ZM86 157H83V158H85V160H86ZM93 157H95V160H98V159H96V155L93 156ZM97 157H98V154H97ZM83 158L81 157V159H83ZM109 158H111V156H109ZM75 159H77V158H75ZM88 159H90V158H88ZM105 159H107V157ZM120 159H122V158H118V160H120ZM71 161H74V160L71 159ZM92 161L93 160H91V162L89 161V164L92 163ZM102 161H105V160L102 159ZM109 161H111V160H109ZM170 161H171V159H170ZM79 162H80V160H79ZM81 162H82V160H81ZM87 162H86V164H87ZM114 162H116V161H114ZM139 162H140V159H139ZM55 164L60 165V169ZM108 164H106V165H108ZM137 164H138V162H137ZM33 165H35V164H33ZM106 165H104V166H106ZM113 165L114 164L112 163V166ZM118 165L116 164L115 166H118ZM121 167H123V166H121ZM126 167H125V169H126ZM105 169H107V167ZM117 169L115 168V170L117 171L116 173L114 172V170L113 171L112 170L111 171H107V172L105 171L106 173H104V175H102V177H101L102 181L98 185V187H102L106 183H112L114 181H117V180H119L118 179L119 177H121V178L124 177V173L125 172L123 173V171H120V170H117ZM43 171H45V170L42 169V172ZM79 171H81V170H79ZM79 171H78V173H79ZM84 171H86V169ZM37 173L39 174V172H37ZM48 173H46V174L48 175ZM151 173H150V175H151ZM46 174H45V176H46ZM144 175H146V174H144ZM38 177H40V176H38ZM48 180H49V178H47L46 181H48ZM59 182L61 184H59ZM71 183H74V184L79 183V184L74 186L73 191L67 193V191H65V190H68L67 187H69V185ZM126 183L129 186L130 192H132L134 194V196H135L134 197L135 200L132 202L131 206H132L133 212L136 214L137 212L142 211V209L145 208V207H143V205H144L143 202L148 201V199L152 196L151 194H153L152 193L153 189H145V190H140L139 191V189H133L132 186L130 185L129 181H126ZM159 183H160V181H159ZM166 184H164V185H166ZM86 185H88V183H86ZM167 191H168V189H167ZM169 193H171V192H169ZM169 193H168V195H169ZM171 194H173V193H171ZM18 195H19V191H16V192H10V193L8 192V194L3 196V193L0 191V201L3 202V206H2V209H1L0 216H1V218L3 220L5 219V217L7 215V211H9V207H10V205L6 206L7 205V200L6 199L12 198V197H15V196H18ZM162 195L164 196V193ZM172 197H174V196H172ZM172 199H174V198H172ZM43 203H45V201ZM148 207H146L147 210H148ZM168 208H169V206H168ZM225 216H223V217H225ZM180 217H178V218H180ZM49 219H51V217H49L48 220ZM133 222L136 224L135 227L137 228L138 232L141 231V226H143L141 224H142L143 221L140 218V216L134 217V221ZM167 223L169 224V222H167ZM3 225L1 227H3ZM72 225L81 226V228L83 229V234L80 233V231H81L80 227H79L80 236H78L76 233L75 234L73 233V232H76V231L78 232L77 228H76L77 230L74 229L76 231L72 232L74 235L72 233L70 234V230H73V228H74V227H72ZM161 225H162V223H161ZM146 227H147V229L149 231L148 234H150L149 235L150 237L147 236L148 240H146V242L148 244H151V246L153 248V251L155 250V251H158V252L157 253L155 252L154 254H153V252H150V251H147L146 253H142V254L141 253H137V255H135L134 264H202L203 261H204V258H205V260L211 262V263H208V264H216L215 262H221L222 264H232L230 262L231 261L230 255L227 254L226 251H224L226 246H228V243L226 241H224V240L217 241V242H215V241L210 242L209 246L205 250V253L202 256L197 257L196 260H195V254L193 253V251H194L193 249H191V248L187 249V248L183 247L181 244L177 243L179 241H172L168 237L169 234L164 236V237H160L159 235H157V234H159L158 231H161V228L164 227V226L159 228L160 230H158V231H157L158 228H156V231H157L156 233L155 232L154 233H152V232L150 233V230H149L150 225L149 224L146 225ZM55 228H57L58 231H60L62 234H66V235H64L61 238H59L56 235L55 236L52 235V232H50V231L55 229ZM0 231L3 232L2 228L0 229ZM41 233L44 235L43 238L42 239H37L35 237V235L38 236V234H41ZM170 236H172V235H170ZM262 239H264V237ZM10 248H13L12 249L13 251L17 250L18 254H19L20 250H23V252L26 253L24 255V257L31 255L32 259L30 258L26 262L24 261L22 263L21 262L19 263L18 260H17L18 259V255L16 253H13V252L9 253L10 252ZM229 251H230V249H229ZM156 254H157V257H154ZM177 257L180 258V259H178ZM148 258H150V260ZM218 264H220V263H218Z\"/></svg>","mask_w":264,"mask_h":264}]
</instances>
